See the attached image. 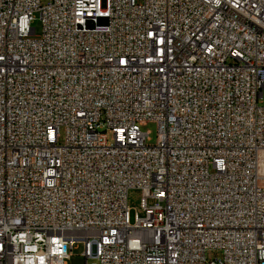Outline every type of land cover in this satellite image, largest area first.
I'll return each mask as SVG.
<instances>
[{"label": "built area", "instance_id": "obj_1", "mask_svg": "<svg viewBox=\"0 0 264 264\" xmlns=\"http://www.w3.org/2000/svg\"><path fill=\"white\" fill-rule=\"evenodd\" d=\"M263 91L264 0H0V264H264Z\"/></svg>", "mask_w": 264, "mask_h": 264}, {"label": "rangeland", "instance_id": "obj_2", "mask_svg": "<svg viewBox=\"0 0 264 264\" xmlns=\"http://www.w3.org/2000/svg\"><path fill=\"white\" fill-rule=\"evenodd\" d=\"M32 27L36 30V35L39 36L42 31V25L39 20L38 14H34V21L32 23ZM260 106L264 107V91H263V99L259 101ZM143 132L149 133L150 142L148 143L151 146L156 145L157 143V136H158V125L155 122H148L146 126L142 127ZM65 138V130L61 129L60 132V143L64 142ZM109 138L111 141V134L109 133ZM111 143V142H110ZM260 173L264 177V159L260 163ZM152 202L149 201V205H151ZM128 207L130 208V220L133 223L135 219V214L138 213L141 217L143 215L142 212V191L141 190H129L128 192ZM84 249L83 246L79 245L76 246L73 251V257L68 261V264H84L85 259L81 255L83 253ZM215 253L212 254V257H215Z\"/></svg>", "mask_w": 264, "mask_h": 264}]
</instances>
